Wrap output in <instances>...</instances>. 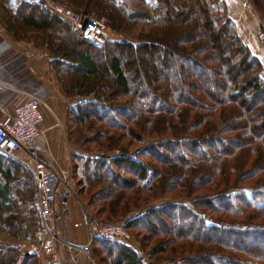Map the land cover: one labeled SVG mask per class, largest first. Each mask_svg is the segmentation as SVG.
I'll return each mask as SVG.
<instances>
[{
  "label": "trees",
  "instance_id": "obj_1",
  "mask_svg": "<svg viewBox=\"0 0 264 264\" xmlns=\"http://www.w3.org/2000/svg\"><path fill=\"white\" fill-rule=\"evenodd\" d=\"M49 1L109 31L97 48L44 6L0 0L9 34L44 50L78 98L66 133L86 153L72 158L93 231L122 224L137 242L93 234L95 264H264V64L226 1ZM250 2L264 30V0ZM149 50L170 69L163 80L143 70ZM26 183V202L0 190V235L30 241L1 244L0 264L41 262L28 253L41 217L32 174Z\"/></svg>",
  "mask_w": 264,
  "mask_h": 264
},
{
  "label": "crops",
  "instance_id": "obj_2",
  "mask_svg": "<svg viewBox=\"0 0 264 264\" xmlns=\"http://www.w3.org/2000/svg\"><path fill=\"white\" fill-rule=\"evenodd\" d=\"M225 1L241 38L264 64V42L258 37L261 23L258 22L257 13L240 11V0ZM232 4L235 5L236 11ZM50 61L51 58L44 50L37 48L33 43L13 39L0 20V123L12 117L20 104L32 99L39 100L43 115L40 126L45 134L36 141V145L47 160L50 171L67 172L71 167L73 153L66 133L67 109L76 104L78 98L66 95ZM3 155L0 153V190L3 191L2 189L9 186L10 200L20 196L22 200L24 197L25 202L28 201L29 186L25 181L31 176V170L27 153L20 150L11 157ZM33 187L36 189L35 185ZM1 197L0 202L4 199ZM29 198L31 199V196ZM77 203L82 210V219ZM35 204H38V199ZM56 206L58 215L54 230L60 240L76 246L86 245L94 232L89 229L90 211L76 197L69 198L65 206H59L58 203ZM29 242L17 240L5 233L0 235V245L12 244L23 251L27 249ZM59 249L63 264H71V255L63 243ZM76 260V264H90L84 252L77 253ZM40 263L43 264L42 261Z\"/></svg>",
  "mask_w": 264,
  "mask_h": 264
},
{
  "label": "built area",
  "instance_id": "obj_3",
  "mask_svg": "<svg viewBox=\"0 0 264 264\" xmlns=\"http://www.w3.org/2000/svg\"><path fill=\"white\" fill-rule=\"evenodd\" d=\"M25 1L44 6L52 11L70 26L75 35L97 48H103L109 40L106 24L93 16L77 14L59 3H52L49 0ZM259 37L264 41V30L260 32ZM42 122L40 101L32 99L20 104L12 117L0 123V153L11 157L20 150H24L29 157V168L37 186L41 226L36 232V242L29 247L28 253L37 255L43 264H63L59 249L60 244L63 243L71 255V264H76L79 252L86 253L90 264H92V256L88 252L92 238L86 245L76 246L66 241L62 242L53 229L57 218L56 205L58 203L59 206H65L72 195L75 181L68 172L48 169L47 160L36 145V141L45 134L40 126ZM131 214H136V212ZM89 229L91 230V228ZM93 234L98 238H119L125 242L132 240V235L122 224L101 225ZM20 262L21 259L17 264Z\"/></svg>",
  "mask_w": 264,
  "mask_h": 264
},
{
  "label": "rangeland",
  "instance_id": "obj_4",
  "mask_svg": "<svg viewBox=\"0 0 264 264\" xmlns=\"http://www.w3.org/2000/svg\"><path fill=\"white\" fill-rule=\"evenodd\" d=\"M239 4L241 6V8L239 7V9H241L240 11H243L244 13H247V12H251L252 13V12H254V6L250 2V0H240V3ZM232 7H233V9H235V5L234 4H232ZM235 11H236V9H235ZM258 17L259 16H257V18ZM258 22L261 23V21H260L259 18H258ZM189 28H190V25H188L186 27L179 26V27L176 28V30L174 32H172L171 36L172 35L179 34L184 29H189ZM258 37H259V34H258ZM259 40H261L260 37H259ZM121 53L124 54L125 52H121ZM122 54H120V55H122ZM142 57L144 59L143 60L144 61L143 62V66H142L143 67V70H148V69H151L153 67L154 68L153 75L156 77L155 79H157V80H160V79L163 80L164 77L169 73L170 69H168L167 67L166 68H163L164 66L161 67L159 65V63H160L159 61L161 60V57H159V53H157V51H155V50H149L147 53L142 54ZM163 61H165V60H163ZM172 61H173V65L176 66L177 65V61L176 60H173V59H172ZM169 62H171L170 59L167 60V63H169ZM160 83H162V82H160ZM136 147H137V145H136ZM71 149H72L73 152H75L74 154H78V153H80V154H86L85 152H82L81 150L73 149L72 146H71ZM92 153L93 152H90V155H92ZM101 154H103V153H101ZM111 154L112 155H119L120 154V151L119 150H116V151L114 150ZM74 167H75L74 166V159L72 158V155H71V167L67 171L71 175V177L74 179V181H75V186H74V190L72 192L71 197L78 198L83 203V205H85V207L87 208V210L90 211V213H91V210L88 208L87 204H85V202L76 193L77 186H76V180H75V177H74L75 176ZM77 209H78V212H79V214L81 216V219H82V210L79 209V204L78 203H77ZM176 225H178V222L177 221H176ZM128 243H130L133 246H136L137 245V242L134 239V237H132V240L130 242H128ZM92 264H95V261H94V258L93 257H92Z\"/></svg>",
  "mask_w": 264,
  "mask_h": 264
}]
</instances>
